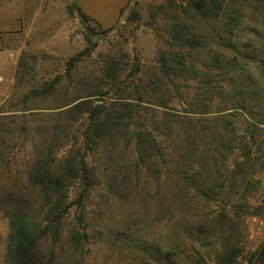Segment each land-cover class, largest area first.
I'll return each mask as SVG.
<instances>
[{"label":"trees","instance_id":"trees-1","mask_svg":"<svg viewBox=\"0 0 264 264\" xmlns=\"http://www.w3.org/2000/svg\"><path fill=\"white\" fill-rule=\"evenodd\" d=\"M166 1L156 67L133 87L134 98L120 88L119 61L109 58L98 79L71 88L54 77L30 89L24 103L54 102L29 111L31 124L0 115L6 264H87L90 242L125 252L129 264H192L188 240L216 264L237 260L236 219L257 214L256 184L246 145L241 160L226 162L235 117L245 114L251 130L264 121V0ZM68 10L92 30L77 5ZM85 40L91 45L88 32ZM90 50L70 57L67 72ZM109 90L117 99L103 100ZM18 151L25 159L13 170ZM212 204L215 214L205 211ZM145 223L159 228L145 232ZM197 264L207 263L199 255ZM247 264H264V240Z\"/></svg>","mask_w":264,"mask_h":264},{"label":"rangeland","instance_id":"rangeland-1","mask_svg":"<svg viewBox=\"0 0 264 264\" xmlns=\"http://www.w3.org/2000/svg\"><path fill=\"white\" fill-rule=\"evenodd\" d=\"M70 3L81 6L86 13V25L92 30L87 31L82 26L76 10H68ZM166 6V0H0V115H14L16 123L25 120L31 124L29 111L51 107L54 102L48 98L24 103L23 97L30 89L54 77H60L61 86L71 88L77 79H98L109 58L119 61L123 81L120 88L128 89L130 97L134 98L133 87L156 67L159 35L163 30L161 12ZM85 32L91 38V45L85 40ZM87 46L91 48L89 54L82 55L75 68L67 72L69 58ZM117 97L116 90H109L103 100ZM21 113L26 117H19ZM246 122L245 114L239 113L234 119L236 146L226 163L231 168L233 163L241 160L242 147L246 145L250 154L249 171L256 184L250 187L251 210L257 214L236 219L239 221L236 238L242 251L233 264H247L250 253L264 240V121L252 130L246 127ZM81 123L82 119H79L73 125L75 134ZM72 143L69 139L58 155L66 152ZM17 154L13 170L25 159L22 151ZM74 189L70 191V198ZM97 192L87 203L90 211ZM218 209L217 204H212L205 211L215 214ZM141 228L155 234L159 224L145 223ZM8 233V221L0 214V264H6ZM185 244L188 263L197 264L200 255L207 264H216L213 255L204 247L190 240ZM127 257L125 252L98 243L88 245L87 264H129Z\"/></svg>","mask_w":264,"mask_h":264},{"label":"crops","instance_id":"crops-1","mask_svg":"<svg viewBox=\"0 0 264 264\" xmlns=\"http://www.w3.org/2000/svg\"><path fill=\"white\" fill-rule=\"evenodd\" d=\"M81 10H82V8H81V6H79V5H77ZM82 12L84 13V11L82 10ZM86 14V13H85ZM115 14V13H114Z\"/></svg>","mask_w":264,"mask_h":264}]
</instances>
